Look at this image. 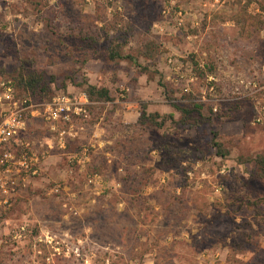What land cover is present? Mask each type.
<instances>
[{
    "label": "rangeland",
    "instance_id": "1",
    "mask_svg": "<svg viewBox=\"0 0 264 264\" xmlns=\"http://www.w3.org/2000/svg\"><path fill=\"white\" fill-rule=\"evenodd\" d=\"M28 70L87 97L90 157L0 209V264H264V0H0V81Z\"/></svg>",
    "mask_w": 264,
    "mask_h": 264
},
{
    "label": "built area",
    "instance_id": "2",
    "mask_svg": "<svg viewBox=\"0 0 264 264\" xmlns=\"http://www.w3.org/2000/svg\"><path fill=\"white\" fill-rule=\"evenodd\" d=\"M88 106L85 95L77 98L58 94L48 102H35L29 96L19 95L12 80L0 81V209L11 205L39 174L36 166L55 149L66 153L70 163L80 165L89 161V146H82L73 154L66 152L69 141L80 139L86 130L90 121ZM30 118L43 122L50 144L42 140L35 144L25 138ZM35 145L43 150L40 154L34 152Z\"/></svg>",
    "mask_w": 264,
    "mask_h": 264
},
{
    "label": "trees",
    "instance_id": "3",
    "mask_svg": "<svg viewBox=\"0 0 264 264\" xmlns=\"http://www.w3.org/2000/svg\"><path fill=\"white\" fill-rule=\"evenodd\" d=\"M116 56L117 55H113V57H111V58H115ZM13 83H14L15 87H18V85H19V87L23 88L24 90H28L30 93V94L29 93L28 94L30 96H32L33 98L35 97V99L39 100V102L50 100V95H49L50 94V87H49L50 81H46L45 77L42 74H37L34 71L28 70L26 72H22L19 79H17L16 81L14 80ZM95 90L96 89L94 87L89 86L88 87L89 95L92 96V94L96 93ZM96 94L99 97H103L104 99L109 100L108 93L106 90L98 91V93H96ZM171 106L175 110H177L181 113H185V114H187V113L189 114V112L192 113L196 109L197 110L199 109V106H197V105H194L190 111H188L186 109L181 110L177 105H175L173 103L171 104ZM151 122L155 126H158V124L155 123L154 121H151Z\"/></svg>",
    "mask_w": 264,
    "mask_h": 264
},
{
    "label": "crops",
    "instance_id": "4",
    "mask_svg": "<svg viewBox=\"0 0 264 264\" xmlns=\"http://www.w3.org/2000/svg\"><path fill=\"white\" fill-rule=\"evenodd\" d=\"M99 124V120L97 121H95V123H94V129H93V132H92V135L89 137V142H92L93 141V143H94V145L95 144H97V146L99 147L100 145L98 144V141H96V135H97V128H98V125ZM30 127H31V125L29 124V130H30ZM86 131H87V127H86V130H85V133H86ZM29 132V131H28ZM84 134V133H83ZM82 134V135H83ZM27 135H29V133H27ZM30 135H34L33 133H31ZM48 137V136H47ZM26 138V137H25ZM26 139H28V140H30V141H32V142H34L35 144L36 143H38L40 140H42V142H44V143H47V144H50V138L48 137V138H43V139H29V138H26ZM93 146V145H92ZM18 149L19 148H17V149H15L16 151H18ZM43 150L42 149H40L37 145H35L34 146V152L35 153H37V154H40L41 152H42ZM51 160H53L52 159V152H50L48 155H47V157L39 164V165H37L36 166V168H37V171H38V173L39 174H42V173H44L45 172V170L47 169L46 167H48V165H49V162L51 161ZM56 163L55 164H58V159H56V161H55ZM34 179V178H33ZM32 179V180H33ZM32 180L30 181L31 183H32Z\"/></svg>",
    "mask_w": 264,
    "mask_h": 264
}]
</instances>
